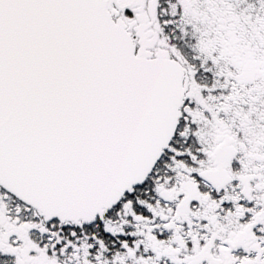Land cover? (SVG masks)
Returning a JSON list of instances; mask_svg holds the SVG:
<instances>
[{
  "label": "snow or ice",
  "instance_id": "1",
  "mask_svg": "<svg viewBox=\"0 0 264 264\" xmlns=\"http://www.w3.org/2000/svg\"><path fill=\"white\" fill-rule=\"evenodd\" d=\"M0 264H264V0H0Z\"/></svg>",
  "mask_w": 264,
  "mask_h": 264
}]
</instances>
